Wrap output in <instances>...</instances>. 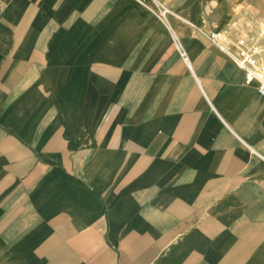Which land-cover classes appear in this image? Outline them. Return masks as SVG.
<instances>
[{
	"label": "crops",
	"instance_id": "0c3cea01",
	"mask_svg": "<svg viewBox=\"0 0 264 264\" xmlns=\"http://www.w3.org/2000/svg\"><path fill=\"white\" fill-rule=\"evenodd\" d=\"M210 31L264 60V0H0V264H264V97Z\"/></svg>",
	"mask_w": 264,
	"mask_h": 264
},
{
	"label": "built area",
	"instance_id": "2783aa9c",
	"mask_svg": "<svg viewBox=\"0 0 264 264\" xmlns=\"http://www.w3.org/2000/svg\"><path fill=\"white\" fill-rule=\"evenodd\" d=\"M165 16V10L160 12ZM204 36L229 57L244 72V81L247 84L255 83L259 95L264 97V60L260 59L261 48L254 36L239 38L235 44H230L225 37L217 32H203ZM181 56L187 62L186 53L180 50Z\"/></svg>",
	"mask_w": 264,
	"mask_h": 264
},
{
	"label": "bare ground",
	"instance_id": "6f19581e",
	"mask_svg": "<svg viewBox=\"0 0 264 264\" xmlns=\"http://www.w3.org/2000/svg\"><path fill=\"white\" fill-rule=\"evenodd\" d=\"M166 13H167V10H165V16L164 17L161 16L162 19H164L166 17Z\"/></svg>",
	"mask_w": 264,
	"mask_h": 264
}]
</instances>
